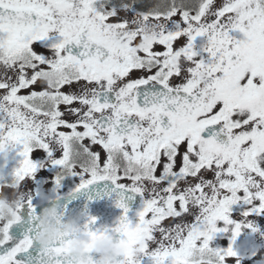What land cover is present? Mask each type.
<instances>
[{
	"label": "snow or ice",
	"instance_id": "6c2138e0",
	"mask_svg": "<svg viewBox=\"0 0 264 264\" xmlns=\"http://www.w3.org/2000/svg\"><path fill=\"white\" fill-rule=\"evenodd\" d=\"M0 161V195L28 194L0 264H25L33 200L69 214L71 176L110 181L122 214L101 230L81 212L36 264H74L79 233L141 234L119 264H264V0H0Z\"/></svg>",
	"mask_w": 264,
	"mask_h": 264
},
{
	"label": "flooded vegetation",
	"instance_id": "af4514ba",
	"mask_svg": "<svg viewBox=\"0 0 264 264\" xmlns=\"http://www.w3.org/2000/svg\"><path fill=\"white\" fill-rule=\"evenodd\" d=\"M15 163H16V161H13L11 163L10 170L15 165ZM45 175H46V173H45ZM45 179H47V178H45ZM79 182H80L79 177H76V176H71V177L65 178L60 189H59L60 196L63 197V196L70 194L72 191L75 190V188ZM48 183H51V181L48 180ZM114 191L118 192L119 190L115 189ZM27 195H28L27 193L18 192L16 194L15 199H8L6 196L0 195V221H6L9 224L16 222V220H17V209L19 208L20 204L24 202ZM126 195L128 197H131V199H129L127 201L129 209H130L128 216H129L130 220L135 222V219H136L135 213L141 208L142 199L140 196L134 195L132 193H127ZM116 199H117V197H114V199H113L115 209H113L112 212L109 214V217L112 220V225H110L111 227L118 221L119 217L122 214V209H120L116 206ZM9 202H11V203H9ZM38 204H40V203H38L36 200H33V207L34 208ZM116 209H120L119 213H115ZM23 212H27V208H25L23 210ZM23 212H22V215H23ZM93 216L100 217V215H98L96 213ZM46 218L47 219L49 218V220L51 221V215L46 216ZM54 223L57 224L58 226H60V224L62 222H57V220H56V221H54ZM39 224H40V231H39L38 236L36 237V242H34L32 250H30V252L27 254H24V255L17 257V260H23V261H25V264H28V257L29 256L33 257L31 264H36L35 258L39 255L40 246L45 247V246L41 245L38 238L42 234L47 235V233H44V228L41 227V225L43 223L39 221ZM12 235L14 237L13 243H15L17 240L23 238L24 232L22 230H18L17 227H14L12 229ZM58 236H59L58 232L55 231V237L53 240L57 239ZM99 241H108V242H110V245L112 247H114L115 249H118V252L114 254V259L113 258L103 259L104 254L95 250L96 244ZM142 242H143V237L141 234H136V236L134 237L132 242L130 244H127V245L122 244L117 239V237L112 235V234L111 235L106 234L103 236H97L95 238L90 236V237L82 238V239H71V241L67 244V255L72 258V260L74 261V264H83V260H82V258H80V255L84 254V253H92L94 255L93 260L96 262V264H119L121 257H124V256H127L128 258L134 257L136 255V252L138 251L137 246H142ZM0 251H3V250L0 249Z\"/></svg>",
	"mask_w": 264,
	"mask_h": 264
},
{
	"label": "water",
	"instance_id": "95a60500",
	"mask_svg": "<svg viewBox=\"0 0 264 264\" xmlns=\"http://www.w3.org/2000/svg\"><path fill=\"white\" fill-rule=\"evenodd\" d=\"M115 188L111 185L109 181H100L96 184L90 185L87 190H82L81 192H76L75 190L66 197H61L60 203L65 205L68 210V215L63 217L60 226L54 223L56 217L59 213L60 204L53 201L46 204L43 208L39 204L35 207L37 213H40L39 221H45L49 226L55 229L60 235L61 232L70 233L77 230L80 222L83 223V218H81L80 213L87 211L88 215L93 216L95 213L100 215L96 217V228L104 229L111 228L112 220L109 217V214L115 209L114 206V197H117V193L114 191ZM120 209H116L115 213H119ZM51 215V221L46 216ZM71 224L69 230H65L66 226ZM44 224L41 227L44 228ZM111 235V234H109ZM89 237L86 233H79L73 236L72 239H80ZM80 258L83 260V264H90L94 259L92 253H84L80 255Z\"/></svg>",
	"mask_w": 264,
	"mask_h": 264
},
{
	"label": "clouds",
	"instance_id": "9594fccd",
	"mask_svg": "<svg viewBox=\"0 0 264 264\" xmlns=\"http://www.w3.org/2000/svg\"><path fill=\"white\" fill-rule=\"evenodd\" d=\"M44 226V233H47V235H41L38 239L42 246H47L49 243H51L55 237V229L49 226L45 221H42ZM71 227V224L67 225L65 230H69ZM96 251L103 253V259H114V254L118 252V249H115L110 245V242L108 241H99L96 244Z\"/></svg>",
	"mask_w": 264,
	"mask_h": 264
},
{
	"label": "rangeland",
	"instance_id": "374dc122",
	"mask_svg": "<svg viewBox=\"0 0 264 264\" xmlns=\"http://www.w3.org/2000/svg\"><path fill=\"white\" fill-rule=\"evenodd\" d=\"M65 90H67V88H66ZM18 159H19V157H16L15 160L10 161V163L8 164V171H9L10 168H11V163H12L13 161L18 160ZM0 163H2V161H0ZM9 203H11V202H9Z\"/></svg>",
	"mask_w": 264,
	"mask_h": 264
}]
</instances>
